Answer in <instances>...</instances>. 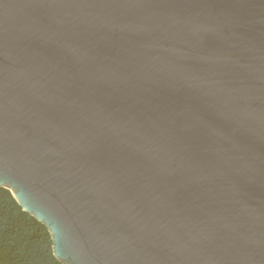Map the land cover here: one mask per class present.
<instances>
[{
  "label": "water",
  "instance_id": "1",
  "mask_svg": "<svg viewBox=\"0 0 264 264\" xmlns=\"http://www.w3.org/2000/svg\"><path fill=\"white\" fill-rule=\"evenodd\" d=\"M0 189L64 264H264V0H0Z\"/></svg>",
  "mask_w": 264,
  "mask_h": 264
},
{
  "label": "trees",
  "instance_id": "2",
  "mask_svg": "<svg viewBox=\"0 0 264 264\" xmlns=\"http://www.w3.org/2000/svg\"><path fill=\"white\" fill-rule=\"evenodd\" d=\"M0 264H64L54 255L46 227L5 189H0Z\"/></svg>",
  "mask_w": 264,
  "mask_h": 264
}]
</instances>
